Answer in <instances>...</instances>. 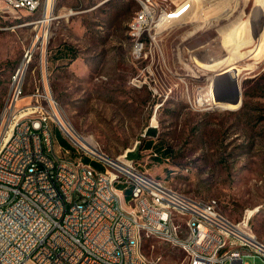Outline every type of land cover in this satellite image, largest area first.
I'll use <instances>...</instances> for the list:
<instances>
[{
  "label": "rangeland",
  "instance_id": "obj_1",
  "mask_svg": "<svg viewBox=\"0 0 264 264\" xmlns=\"http://www.w3.org/2000/svg\"><path fill=\"white\" fill-rule=\"evenodd\" d=\"M188 1L169 4L182 12ZM139 7L138 0H43L33 13L0 11V140L13 75L32 48L19 106L39 101L52 111L57 151L71 147L63 118L108 156L127 154L173 188L218 200L234 223L248 221L244 232L264 240V0L191 1L183 20L166 24L164 55L151 69L150 59L132 53ZM229 72L239 74L240 100L217 89ZM142 250L152 264L189 263L184 250L156 237ZM244 260L264 264L260 256Z\"/></svg>",
  "mask_w": 264,
  "mask_h": 264
},
{
  "label": "built area",
  "instance_id": "obj_2",
  "mask_svg": "<svg viewBox=\"0 0 264 264\" xmlns=\"http://www.w3.org/2000/svg\"><path fill=\"white\" fill-rule=\"evenodd\" d=\"M43 0H0V11L36 12ZM136 59L163 54L166 24L184 18L169 0H138ZM192 2L195 0H191ZM29 48L13 75L0 140V264H152L142 250L156 237L186 253L188 264H249L264 259V240L213 207L113 158L66 129L70 148L56 150L53 113L39 101L20 107ZM164 55V54H163ZM139 83H146L137 80ZM20 115L19 123L12 116ZM56 116V113L54 112ZM69 131V132H68ZM130 159V158H129ZM88 178L79 180V169Z\"/></svg>",
  "mask_w": 264,
  "mask_h": 264
},
{
  "label": "bare ground",
  "instance_id": "obj_3",
  "mask_svg": "<svg viewBox=\"0 0 264 264\" xmlns=\"http://www.w3.org/2000/svg\"><path fill=\"white\" fill-rule=\"evenodd\" d=\"M190 2L191 0H189L184 6L186 5H190ZM183 6V8H184ZM180 9V8H179ZM182 9V8H181ZM180 9V10H181ZM178 10V9H177ZM176 10V12H177ZM44 18H47V15L44 16ZM175 18H179L180 17H175ZM182 18V17H181ZM49 20V18L47 19H44L42 20V22H47ZM136 27H137V17L135 16L134 17V21L133 23L131 24V36H132V44L134 46V49L132 51L133 53V56H135L136 54V45H137V33L135 32L136 31ZM198 30V28H195L194 30H191L187 36L185 37V39H187L188 37H190L191 35L195 34V32ZM141 58V57H140ZM22 65H24V61L22 63ZM239 74H235V75H232V73L229 72V74L227 73L226 75H224V77L222 79H220L217 83V89H219L222 94L224 96H234L236 98V100H240L241 98V92H240V87H239V81L237 79V76ZM214 94V93H213ZM203 103L201 102L199 105H202ZM198 105V106H199ZM217 106L219 107H225L227 108V106L225 105H221L220 103L217 104ZM63 120V123L65 124V126L71 130L72 133H75L73 128L70 126V124L65 121L63 118L61 119ZM20 122V115H13L12 116V123H19ZM69 132V131H68ZM78 133H76L77 135ZM79 137V135H78ZM122 165L123 166H131V160L130 161H126L124 158H122ZM88 178V171H87V168H80L79 169V180H86ZM213 207L215 210L217 211H222L221 210V207H220V204L218 202V200L214 199L213 198Z\"/></svg>",
  "mask_w": 264,
  "mask_h": 264
},
{
  "label": "trees",
  "instance_id": "obj_4",
  "mask_svg": "<svg viewBox=\"0 0 264 264\" xmlns=\"http://www.w3.org/2000/svg\"><path fill=\"white\" fill-rule=\"evenodd\" d=\"M152 144H153V142H152V141L148 142V143H147V147H151V146H152ZM129 156H131V157L133 156L132 152H131V154H129Z\"/></svg>",
  "mask_w": 264,
  "mask_h": 264
},
{
  "label": "crops",
  "instance_id": "obj_5",
  "mask_svg": "<svg viewBox=\"0 0 264 264\" xmlns=\"http://www.w3.org/2000/svg\"><path fill=\"white\" fill-rule=\"evenodd\" d=\"M27 264H34L33 262H28Z\"/></svg>",
  "mask_w": 264,
  "mask_h": 264
}]
</instances>
